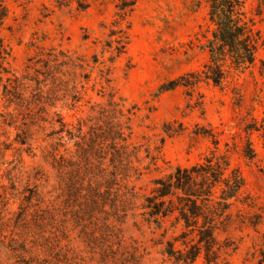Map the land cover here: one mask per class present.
I'll list each match as a JSON object with an SVG mask.
<instances>
[{
  "label": "rangeland",
  "instance_id": "rangeland-1",
  "mask_svg": "<svg viewBox=\"0 0 264 264\" xmlns=\"http://www.w3.org/2000/svg\"><path fill=\"white\" fill-rule=\"evenodd\" d=\"M244 5L256 61L217 85L211 0H0V264H174L184 222L144 204L207 157L244 178L218 264H264V0Z\"/></svg>",
  "mask_w": 264,
  "mask_h": 264
},
{
  "label": "trees",
  "instance_id": "trees-1",
  "mask_svg": "<svg viewBox=\"0 0 264 264\" xmlns=\"http://www.w3.org/2000/svg\"><path fill=\"white\" fill-rule=\"evenodd\" d=\"M244 3L245 0H211L210 16L215 28L207 43L210 61L204 72L217 85H223L232 76L243 73L256 61L257 45ZM4 16L5 13L0 15ZM9 54L8 48L0 43L1 66ZM64 128L65 122L62 130ZM107 132L112 134L109 130ZM122 134L117 130L113 137L122 138ZM123 154L116 149L112 157L113 171L116 169L117 175L120 174L118 165ZM246 155L252 158L255 153L249 147ZM229 166L225 158L214 161L210 157L192 166H179L174 172L159 178L153 194L146 198L144 214L148 221L160 223L176 215L184 222V230L169 240L165 248L174 264H195L202 254L206 264H218L219 246L214 227L225 214L230 200L244 186L240 171L230 170ZM105 182L107 191L112 181L106 179Z\"/></svg>",
  "mask_w": 264,
  "mask_h": 264
}]
</instances>
